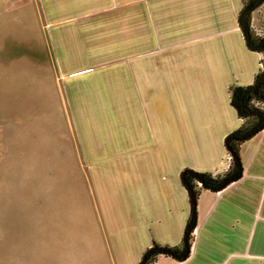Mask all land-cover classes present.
<instances>
[{"label": "crops", "instance_id": "1", "mask_svg": "<svg viewBox=\"0 0 264 264\" xmlns=\"http://www.w3.org/2000/svg\"><path fill=\"white\" fill-rule=\"evenodd\" d=\"M43 1L80 156L95 163L89 264H264V125L240 141L236 180L196 188L186 257L144 259L157 246L183 254V171L216 177L232 163L228 137L245 121L232 92L255 81L263 55L243 35V0Z\"/></svg>", "mask_w": 264, "mask_h": 264}, {"label": "rangeland", "instance_id": "2", "mask_svg": "<svg viewBox=\"0 0 264 264\" xmlns=\"http://www.w3.org/2000/svg\"><path fill=\"white\" fill-rule=\"evenodd\" d=\"M44 2L0 0V264H89L100 247L95 163L80 156ZM253 12L264 34V4Z\"/></svg>", "mask_w": 264, "mask_h": 264}, {"label": "trees", "instance_id": "3", "mask_svg": "<svg viewBox=\"0 0 264 264\" xmlns=\"http://www.w3.org/2000/svg\"><path fill=\"white\" fill-rule=\"evenodd\" d=\"M256 0H249L247 3L244 4V7L240 13L239 16V23L240 25H243L242 31L243 35L245 37V40L247 41L248 46L253 49L257 50L259 52L264 53V34L258 33L257 31H254L253 26L251 24V14L249 13L245 18H242L243 12L250 8ZM264 0H261L262 4ZM259 4V5H260ZM264 71H262L263 73ZM259 76V75H258ZM257 76V77H258ZM239 92L236 95L235 99H233V105L238 110L239 114L245 118V121L243 125L240 127V129L233 134L235 135H245L251 130L259 129L263 122V116L257 115L254 113L247 114L242 111V109H245L247 111H253L252 107V100L258 99L264 101V79L260 81L255 89V92H245V87H239ZM260 130V129H259ZM250 136V135H249ZM248 136V137H249ZM247 138V137H246ZM241 140L237 139H229L227 141V146L235 153V156L238 157V147ZM239 158V157H238ZM241 174V165L240 161L237 163L234 159L232 160V163L230 165L229 170L224 173L222 176H216L212 177L206 173H197V175L193 174H186V183L188 184L190 188L193 189L195 195L198 193V190L195 186V180H200L202 182V187L211 188V189H219L223 186H225L227 183L236 180ZM170 253L172 252L177 258L182 259V253L177 252L175 249H167ZM157 253L156 250H153L152 248L149 249L145 255V259H149L151 256L155 255Z\"/></svg>", "mask_w": 264, "mask_h": 264}, {"label": "water", "instance_id": "4", "mask_svg": "<svg viewBox=\"0 0 264 264\" xmlns=\"http://www.w3.org/2000/svg\"><path fill=\"white\" fill-rule=\"evenodd\" d=\"M260 3H261V0H256L255 3H254L250 8L246 9V10L243 12V14H242V18H245V17L251 12V10L254 9V8H255L257 5H259ZM242 27H243V25H241V28H242ZM246 42H247V41H246ZM262 79H264V74L260 75L259 78L255 81V83H254L250 88H251V89H254L255 86H256V85H257ZM250 113H251V112L249 111V114H250ZM257 113L263 115V122H262V125H261L260 128H259V129H261V128L263 127V125H264V112L258 111ZM259 129L251 130V131H249L247 134H245V135H241V136H239V135H235V134H231V135L228 137V140H229V139L244 140V139H246V137H248L249 135H252V134L256 133ZM228 149H229V152L231 153L232 157L234 158V160H235L237 163H239V158H238L237 156H235V153H234L229 147H228ZM240 165H241V164H240ZM187 173H191V174H193V175H197V172L192 171V170H189V169L183 171V180H184V182L186 181L185 176H186ZM198 181H200V180H198ZM185 183H186V182H185ZM186 185H187V187H188V189H189L190 197H191V204H192V206H193V209H192V210H193V213H192L193 221H192L191 225L188 227V229H187V231H186V233H185V235H184V239H183V243H184V251H183V254H182V257H183V258H185L186 255H187L188 252H189L188 236H189V233H190V231L192 230V228H193V226H194L193 224H194V220H195V204H196V195H195L193 189L190 188L188 184H186ZM152 249H153V250H157V251H161V252H167V251H168V250L165 249L164 247H158V246H157V247H153ZM145 258H146V257H144V259H145Z\"/></svg>", "mask_w": 264, "mask_h": 264}, {"label": "flooded vegetation", "instance_id": "5", "mask_svg": "<svg viewBox=\"0 0 264 264\" xmlns=\"http://www.w3.org/2000/svg\"><path fill=\"white\" fill-rule=\"evenodd\" d=\"M263 4H264V2H263ZM258 6V5H257ZM256 6V7H257ZM255 7V8H256ZM255 8L254 9H252L251 10V12H250V14L252 15V13H253V11L255 10ZM258 33H260V32H258ZM262 34V33H261ZM257 51V50H256ZM259 52V51H258ZM262 53V52H261ZM262 71H264V66H261V62H260V71H259V73H258V75L260 76V75H262V74H264V72L262 73ZM257 75V76H258ZM256 76V78H255V81L259 78V76L257 77ZM263 80V79H262ZM261 80V81H262ZM255 81L251 84V85H248V86H246L245 88V92L247 91V92H255V89H256V86H255V88L254 89H251L250 87L255 83ZM239 87H237L235 90H233V92H232V101H233V99H235V97H236V95L238 94V92H239V89H238ZM252 107H253V111H250L251 113H254V114H257V115H262V114H258L257 112L258 111H261V112H264V101H262V100H258V99H254V100H252ZM238 111V110H237ZM242 111L244 112V113H247V114H249V111H247V110H245V109H242ZM250 113V114H251ZM263 116V115H262ZM230 155H231V153H230ZM232 156V155H231ZM232 160L234 159L233 157L231 158Z\"/></svg>", "mask_w": 264, "mask_h": 264}, {"label": "built area", "instance_id": "6", "mask_svg": "<svg viewBox=\"0 0 264 264\" xmlns=\"http://www.w3.org/2000/svg\"><path fill=\"white\" fill-rule=\"evenodd\" d=\"M230 158H232V156H231V155H230ZM195 186H196V188H198V187L202 186V182H201V181H198V180H196V182H195Z\"/></svg>", "mask_w": 264, "mask_h": 264}]
</instances>
